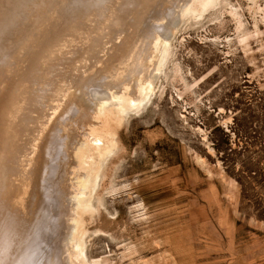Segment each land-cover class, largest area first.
Returning <instances> with one entry per match:
<instances>
[{"label":"rangeland","instance_id":"1","mask_svg":"<svg viewBox=\"0 0 264 264\" xmlns=\"http://www.w3.org/2000/svg\"><path fill=\"white\" fill-rule=\"evenodd\" d=\"M152 1H135L136 30L182 0ZM57 3L0 0V31L10 28L0 34V50L30 36ZM179 17L170 51L154 58L164 66L143 109L118 117L108 105L102 116L93 111L96 101L89 102L83 119L68 123L75 127L68 131L66 152L53 151L48 179L41 182L43 171L36 174L39 184L32 181L40 167L35 161L28 177L38 188H28L33 195L13 224L8 262L0 257V264H16L18 256L36 257L37 264H264V0H215ZM2 60L6 69L7 57ZM71 140L86 144L83 165L74 164ZM81 179L83 191L74 184ZM76 194L89 209L71 211ZM71 213L76 223L66 222ZM0 221L5 232L15 223ZM73 224L78 247L66 238Z\"/></svg>","mask_w":264,"mask_h":264},{"label":"bare ground","instance_id":"2","mask_svg":"<svg viewBox=\"0 0 264 264\" xmlns=\"http://www.w3.org/2000/svg\"><path fill=\"white\" fill-rule=\"evenodd\" d=\"M135 1L58 0V5L53 13L41 19V24L30 36L21 42H16L14 45L11 44V49H5V52L0 50V60L3 61L2 59L7 57L5 64L8 65L6 69L0 67V220L7 219L9 221L11 218L15 220V223H12L11 226L10 223L7 226L4 224L6 232L0 228L1 232L3 231L5 235L4 239L0 240V257L5 258L6 262H8L7 252H9L7 249L14 243L11 235L15 233L14 228H16L15 226L22 219L21 211H23L25 204H27V195H33V187L36 186L34 183H38V179L36 180L35 177L39 175L36 174L43 171L39 176L41 182L45 180V177L48 179V176H46L47 171L51 172L49 168H53L52 166L49 167L48 163L53 158V151L58 148L60 150L63 149L61 150L63 153L66 152V142L69 139L68 131L75 127L73 125L71 129H68L70 125L68 123H70L72 117L83 119L86 114L85 111L91 106H88V103H93L94 100L96 102L93 111H95L96 115L104 116L106 111L105 106L108 105H112L115 108L118 117L120 115L126 116L128 112L137 114L150 101L153 95V81L164 66L163 60L160 58L154 60V58L158 55V57H161L170 51V38L177 31L178 25L176 24L180 18L179 16L185 15L190 11L194 13L197 10H204L215 0H182L176 6H171L173 8L169 6L167 8L168 11H162L163 14L159 11L162 14L161 16H157L155 12L157 10H155L154 6L157 3L159 5V2H155L156 0H154L152 2L156 4L152 5V7L155 8L154 12L157 17H153L154 23L150 24L148 22L149 26L144 20L146 22L145 25L148 27L144 25L147 27L145 29L142 25L144 29L140 31V27L137 30L134 28L138 24L135 23L138 17L135 20L132 18V7L136 4ZM162 1L160 2L162 3ZM35 5L34 7L36 8ZM152 11L153 8L151 12H144L150 14ZM141 12L142 10L140 14L144 16V12ZM36 13L40 12L36 11ZM138 13L137 16H139ZM29 15L30 13L27 16ZM151 18L149 19L151 20ZM23 19L25 18L23 17ZM16 22L19 24L18 19ZM25 23L27 24L28 21ZM21 24L23 23L21 22ZM6 28L0 31V34L7 33L10 28ZM17 28L19 29V26ZM21 38L19 36L17 40ZM2 46L5 47V45ZM53 117L55 120L49 125L48 123ZM76 119L75 121H71L76 123ZM41 138V149L37 158L36 147ZM90 140L92 139H89V142ZM71 142L73 141L71 140ZM77 145L73 144V148L76 149L74 150L76 151L75 159L77 160L76 163L74 161V164L79 166L84 164L80 153L86 144L81 142ZM56 157L57 159L59 158L57 155ZM65 158L68 159V156L66 155ZM75 159L73 158V160ZM35 161L40 167L36 166L35 171H33L32 181H36L31 183L32 181L28 176L29 172L34 168ZM197 162L201 163V160L198 159ZM56 163L55 161V167ZM61 168H63L62 164ZM52 171L55 173V169ZM50 172H48V175H50ZM75 175L77 176V173ZM16 180L19 181L18 184H16ZM75 182L74 184H77L83 191L86 181L81 179ZM31 184H34V186L31 188L32 194L30 193L31 191L29 194L28 188L31 187ZM40 186L43 187V185ZM40 186L39 189H43ZM36 188L38 187L36 186ZM41 189L39 192L43 194ZM35 193L37 194L38 190ZM43 195L45 197V194ZM78 198L77 194L74 198H71L72 200L70 197L68 198L70 199L69 205H71V211H76L75 209L78 205H82V209L80 210L89 209L88 204H80ZM40 201L42 200L39 199ZM30 203L28 202V205ZM39 206L41 208V205ZM39 206L36 207L38 208ZM67 212H69L68 209ZM67 212L65 213L67 214ZM72 213L69 215V220L66 219V222L73 221L76 223ZM22 228L25 229L24 226ZM69 228V234L65 232L68 235L66 238L68 240V237H70L74 242V246L78 247L79 242L75 239L76 231L74 224L69 226ZM9 230L10 232H7ZM19 245L21 246V244ZM16 248H18L17 245ZM12 252L15 254L16 250ZM31 254L29 257L32 256ZM35 254L39 256L38 253L35 252ZM14 257L12 259H15ZM18 257L14 261L16 264H24L27 261L25 259V261L23 259L18 261V259L20 260ZM35 258L33 257L31 260H28L27 264H37Z\"/></svg>","mask_w":264,"mask_h":264}]
</instances>
